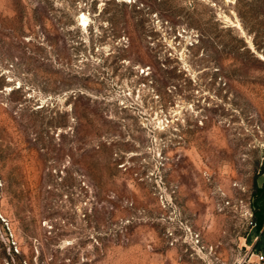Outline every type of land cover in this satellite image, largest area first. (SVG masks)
Instances as JSON below:
<instances>
[{"label": "rangeland", "instance_id": "374dc122", "mask_svg": "<svg viewBox=\"0 0 264 264\" xmlns=\"http://www.w3.org/2000/svg\"><path fill=\"white\" fill-rule=\"evenodd\" d=\"M263 170L264 0H0V264H245Z\"/></svg>", "mask_w": 264, "mask_h": 264}, {"label": "built area", "instance_id": "2783aa9c", "mask_svg": "<svg viewBox=\"0 0 264 264\" xmlns=\"http://www.w3.org/2000/svg\"><path fill=\"white\" fill-rule=\"evenodd\" d=\"M224 208L230 209L235 214L245 217L247 220V226L249 228H255L256 222L253 218V209L251 206V196H221V200L218 203V210ZM257 240V237L256 239ZM246 247V253L248 254L244 259L245 264H264V253L255 250L253 247Z\"/></svg>", "mask_w": 264, "mask_h": 264}, {"label": "crops", "instance_id": "0c3cea01", "mask_svg": "<svg viewBox=\"0 0 264 264\" xmlns=\"http://www.w3.org/2000/svg\"><path fill=\"white\" fill-rule=\"evenodd\" d=\"M254 186H256L257 188H261L264 186V170L254 180L253 188H254ZM255 202H256L257 208H262L263 212L261 214L264 217V191L261 192L258 196H255ZM252 232L253 233L255 232V234H254L251 242H249V235ZM256 237H257V240H255ZM243 239H244V243H243L244 246L253 247L255 250L261 251L264 253V220H263V224L259 230H257L256 228H249L248 227Z\"/></svg>", "mask_w": 264, "mask_h": 264}, {"label": "trees", "instance_id": "16d2710c", "mask_svg": "<svg viewBox=\"0 0 264 264\" xmlns=\"http://www.w3.org/2000/svg\"><path fill=\"white\" fill-rule=\"evenodd\" d=\"M264 191V186L261 188H257L254 186L252 192H251V206L253 209V218L256 222V229L259 230L263 224L264 217L261 214L263 212L262 208H257L256 202H255V196H258L261 192Z\"/></svg>", "mask_w": 264, "mask_h": 264}, {"label": "bare ground", "instance_id": "6f19581e", "mask_svg": "<svg viewBox=\"0 0 264 264\" xmlns=\"http://www.w3.org/2000/svg\"><path fill=\"white\" fill-rule=\"evenodd\" d=\"M82 23H85L86 22V17H83V20H81Z\"/></svg>", "mask_w": 264, "mask_h": 264}]
</instances>
